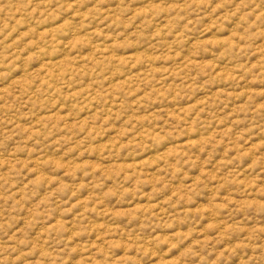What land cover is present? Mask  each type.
I'll return each mask as SVG.
<instances>
[{"label": "rangeland", "instance_id": "obj_1", "mask_svg": "<svg viewBox=\"0 0 264 264\" xmlns=\"http://www.w3.org/2000/svg\"><path fill=\"white\" fill-rule=\"evenodd\" d=\"M0 264H264V0H0Z\"/></svg>", "mask_w": 264, "mask_h": 264}]
</instances>
